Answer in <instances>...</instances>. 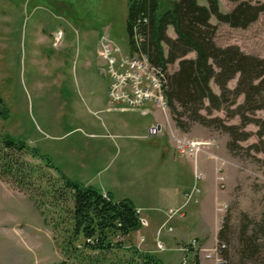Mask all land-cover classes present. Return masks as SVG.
Listing matches in <instances>:
<instances>
[{
	"label": "rangeland",
	"instance_id": "374dc122",
	"mask_svg": "<svg viewBox=\"0 0 264 264\" xmlns=\"http://www.w3.org/2000/svg\"><path fill=\"white\" fill-rule=\"evenodd\" d=\"M219 1L225 13L242 1L264 3V0ZM199 3L207 5L206 0ZM128 7L129 0H0V138L8 136L29 147L23 151L6 149L8 161L15 164L13 173L4 174L0 161V264H62L66 261L64 241L73 226L70 215L73 203L68 191L63 194V189L59 190L63 183L58 172L71 181L96 189H100L105 180L114 184L115 192L132 197L136 205L161 211L156 213L158 216L149 229L153 231L152 236L156 232V240L150 245L145 240L142 242L143 228L118 239L122 240V248L115 250V262L133 258L134 250L138 249L154 254L161 264H183L185 259L192 263L193 256L182 250L189 239L176 240L174 234L186 230L187 221L180 214L169 223L173 232L159 233L167 220L165 211L175 210L185 201L178 193L174 201L165 199L167 193L173 192L170 164L183 173L180 178L183 189L188 190L193 185V168L187 158L176 152L174 162L170 156L165 178L160 176L164 174L157 166L158 161L155 164V160L145 154L140 156L141 162L137 160V169L124 170L125 163L131 162L125 160L124 151L114 146L122 140L111 138L109 169L105 170L102 164L95 170H84L72 162V149L86 144L84 137L97 130L94 124L106 121L102 110L107 105L110 81L96 53L98 36L107 32L125 54H130ZM211 22L218 28L215 42L219 47L238 46L246 54L264 57V13L247 29L232 28L215 17ZM59 33L62 39L57 44ZM168 35L176 38L173 28H169ZM188 58H195V54ZM169 69L173 72L177 65ZM237 82L238 78L230 81L229 88L234 90ZM211 87L220 94L214 81ZM243 102L241 96L236 105L230 104L226 109L235 110ZM202 113L206 115L205 111ZM247 116L264 119V111ZM211 117L222 118L229 126L241 125V118H228L226 110L215 111ZM145 118L140 122L144 123ZM171 118L173 120L172 114ZM183 120L188 122L186 117ZM173 123L176 125L174 120ZM179 130L192 139L216 140L215 152L226 162L225 192L219 188L217 179L216 184L221 200L229 205L226 219L232 239L227 253L230 264H264V138L258 136L259 128L253 123L247 125L249 139L239 142L233 150L228 147L230 136L217 127L192 124L188 131ZM152 141L155 142L149 139L137 142L142 144L141 149L149 151ZM167 142L166 139L159 141V146H166ZM31 149L49 159L58 172L54 167H45ZM150 164L153 166L146 168ZM17 168L25 178L14 176ZM31 169H37V174L32 175ZM246 231L258 242L260 254L253 259H244L240 253L242 232ZM158 240L164 244V251L157 248ZM216 243L204 241L200 246L211 248Z\"/></svg>",
	"mask_w": 264,
	"mask_h": 264
},
{
	"label": "trees",
	"instance_id": "16d2710c",
	"mask_svg": "<svg viewBox=\"0 0 264 264\" xmlns=\"http://www.w3.org/2000/svg\"><path fill=\"white\" fill-rule=\"evenodd\" d=\"M206 2L207 5H201L199 0H129V49L131 55H146L154 65L164 69L166 97L178 129L188 131L192 124L217 127L230 136L228 147L233 150L239 142L249 139L250 133L245 130L249 124H255L259 128L258 136L264 138V119L247 116L264 111V57L246 54L238 46L219 47L215 42L218 28L211 21L215 17L232 28L247 29L264 13V3L242 1L231 12L225 13L221 11L219 0ZM169 28H173L176 38L168 35ZM190 54H195V58H188ZM175 65L177 69L170 72V66ZM236 78L237 86L231 90L229 82ZM212 81L219 87L220 94L213 91ZM241 96L244 97L242 104L235 110L226 109L230 104L236 105ZM223 110L230 119L239 116L241 125L229 126L224 119L211 117L213 112ZM184 117L188 122L183 120ZM0 147L4 174L13 173L15 164L8 161L6 149L23 151L29 147L8 136L0 138ZM31 152L44 162L45 167H54L34 149ZM16 170L15 177L25 178L19 168ZM31 170L32 175L38 172ZM58 173L63 183L59 190L63 189V194L68 191L73 203L70 210L73 226L64 241L67 259L62 264H161L154 254L138 249L134 250L133 258L115 262L114 252L122 248V240L118 239L142 229L137 208L129 200H114L99 189L83 186ZM230 230L226 219L218 235L219 246H224L225 264H230L227 255L232 241ZM242 233L241 256L256 258L260 254L257 239L249 236L247 231ZM199 260L195 256L192 263L199 264Z\"/></svg>",
	"mask_w": 264,
	"mask_h": 264
},
{
	"label": "crops",
	"instance_id": "0c3cea01",
	"mask_svg": "<svg viewBox=\"0 0 264 264\" xmlns=\"http://www.w3.org/2000/svg\"><path fill=\"white\" fill-rule=\"evenodd\" d=\"M102 34L98 36L97 39V48L96 53L98 56V50L100 47V38ZM99 57V56H98ZM100 58V57H99ZM101 59V58H100ZM104 63V62H103ZM110 81V78H109ZM110 85V84H109ZM109 89V87H108ZM106 99L107 105L102 110L103 113L106 115V121H99L98 123L94 124L96 131L93 133L88 134L87 137H84L86 144H78L77 149H72V155L78 167L82 169L88 170H95L100 168L102 164L105 166V170L109 169V160L110 155L112 153L113 144L110 142L111 138H118L121 139V143H116L114 146L120 151H124L125 160L131 162V164L126 165L125 163L124 170L137 169V160L142 161V157L144 154L150 156V159L155 160V164L158 161L157 166L159 169L162 168L160 171L164 175H160L161 177H166V162L169 160L171 156L172 161H176V150L170 141L167 139L168 137L163 136L157 139H154L152 143L148 146L149 151L141 149L142 144L137 142L138 140H147L146 135L148 128L156 123L164 122V116L161 111L156 109L153 104H147L145 109L147 110L146 113H142V111L131 112V111H119V110H110L109 98H108V91L106 92ZM97 99V103H98ZM93 103L94 100H92ZM145 114V115H144ZM145 118V122L141 123L140 120ZM149 117V118H147ZM110 131H114V134H111ZM144 131V134L141 133ZM166 139L167 145L166 146H159V141ZM141 146V147H140ZM145 147V146H144ZM147 148V147H146ZM93 150V151H92ZM92 151V152H90ZM175 154H173V152ZM91 156L89 158V156ZM140 161V162H141ZM159 164V165H158ZM192 164V163H191ZM153 165H149L146 168H151ZM163 167L164 170H163ZM171 169L173 170V187L170 193L166 194L165 199H171L170 201H174L177 193L179 196H182L184 199V195L188 192L193 185L187 190L183 189V183L180 178H182L183 173H180L181 170L178 169L175 165L170 164ZM201 167L206 175V180L201 183L202 194L199 198L198 203H191L185 206V201L182 205L177 207V209H182L181 218L185 219L187 222L184 226L183 230L175 231L174 234L176 236V240L178 239H197L199 243L202 245L204 241H211L214 240L216 243L218 240L217 235V220L215 215V206L219 199L222 197L218 194V186L216 184V165L214 161L211 160H202ZM140 168V167H139ZM142 168V167H141ZM193 168V166H192ZM59 169V168H58ZM193 170V169H192ZM139 174H141L139 172ZM190 174V170H189ZM141 176V175H139ZM193 184H194V174H193ZM140 187V185H139ZM114 184H110L109 182L103 181V185H101V190L104 194L110 195L114 200L121 201V200H129L131 201L138 211L141 212V216H143L147 221L146 223L149 224L147 228H143L141 230L142 235L140 239L144 238L147 241V244L150 245L151 241L156 240V232L154 236H152V230H149L154 223L155 218L158 216L156 213L161 212L159 209L156 208H144L142 206L136 205L134 199L132 197H127L120 192L114 191ZM185 200V199H184ZM173 209V208H171ZM169 209V210H171ZM165 211L166 216L167 212ZM188 214V216H185ZM140 215V214H139ZM164 221L162 224H164ZM161 226V225H160ZM208 237L210 239H208ZM171 239H167V242H170ZM177 241L176 243H178ZM181 253V252H180ZM183 254V253H182ZM189 256H193V254H189ZM192 261L194 258L191 259ZM210 261V262H208ZM199 264H216L212 260L200 259Z\"/></svg>",
	"mask_w": 264,
	"mask_h": 264
},
{
	"label": "built area",
	"instance_id": "2783aa9c",
	"mask_svg": "<svg viewBox=\"0 0 264 264\" xmlns=\"http://www.w3.org/2000/svg\"><path fill=\"white\" fill-rule=\"evenodd\" d=\"M62 34L56 37L57 44L60 43ZM98 56L104 62L105 72L110 78L108 89V98L110 110L119 111H142L146 113L145 106L153 104L156 109L162 112L164 122L156 123L148 128L146 139L154 140L163 136L168 137L172 142L177 154L182 158H187L193 166L194 184L192 188L185 193V206L196 203L202 194L201 183L206 180V175L201 167V161L211 160L216 165L217 184L222 192L226 190V162L218 158L216 150L218 142L216 140H198L192 139L176 127L171 118L170 106L166 97L167 76L163 68L154 65L148 56L136 53L134 55L125 54L123 50L114 43L108 33H104L100 38V47ZM229 205L227 202L219 199L215 206V215L217 220V231L223 229L227 218ZM182 209H171L167 212V220L159 229V233L166 230L173 232L174 228L169 226L170 221L178 214L182 215ZM140 223L143 228L149 224L141 216ZM144 239H142V242ZM184 246V245H183ZM157 248L164 251V244L158 240ZM218 244L211 248L201 247L197 239H189L182 248L184 253L193 254L206 259L212 260L216 264H225L222 256V249ZM183 264H190L187 259Z\"/></svg>",
	"mask_w": 264,
	"mask_h": 264
},
{
	"label": "bare ground",
	"instance_id": "6f19581e",
	"mask_svg": "<svg viewBox=\"0 0 264 264\" xmlns=\"http://www.w3.org/2000/svg\"><path fill=\"white\" fill-rule=\"evenodd\" d=\"M139 214V213H138Z\"/></svg>",
	"mask_w": 264,
	"mask_h": 264
}]
</instances>
